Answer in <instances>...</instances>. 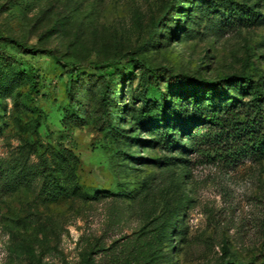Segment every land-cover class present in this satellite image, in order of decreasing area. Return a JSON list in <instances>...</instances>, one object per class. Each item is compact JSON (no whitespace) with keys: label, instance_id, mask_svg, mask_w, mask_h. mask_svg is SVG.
<instances>
[{"label":"rangeland","instance_id":"obj_1","mask_svg":"<svg viewBox=\"0 0 264 264\" xmlns=\"http://www.w3.org/2000/svg\"><path fill=\"white\" fill-rule=\"evenodd\" d=\"M245 77L264 0H0V264H264Z\"/></svg>","mask_w":264,"mask_h":264},{"label":"trees","instance_id":"obj_2","mask_svg":"<svg viewBox=\"0 0 264 264\" xmlns=\"http://www.w3.org/2000/svg\"><path fill=\"white\" fill-rule=\"evenodd\" d=\"M26 52H39L34 48H26L19 45ZM247 88L252 92V99L229 106L227 109H219L204 115V120L208 125L217 127V131L225 137L238 139L241 144L246 145L252 150V154L264 155V92L260 86L253 85L249 78H243ZM237 82L235 76L226 77L222 81L212 83L207 89V93L213 96L222 95L225 85ZM151 122H160V117L165 116L163 111L158 108L152 111ZM164 120V119H163ZM198 132V131H197ZM195 132V133H197ZM191 135H193L191 133ZM190 136V133L189 135Z\"/></svg>","mask_w":264,"mask_h":264}]
</instances>
